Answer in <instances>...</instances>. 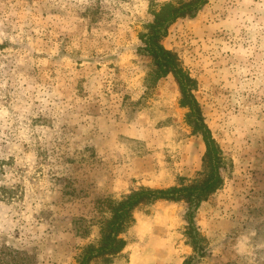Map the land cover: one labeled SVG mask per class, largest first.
Listing matches in <instances>:
<instances>
[{
	"label": "rangeland",
	"instance_id": "1",
	"mask_svg": "<svg viewBox=\"0 0 264 264\" xmlns=\"http://www.w3.org/2000/svg\"><path fill=\"white\" fill-rule=\"evenodd\" d=\"M164 1L0 0V264H78L109 200L200 170L173 75L147 87L137 52ZM163 44L196 79L223 185L195 211L200 253L186 202L157 200L92 264H264V0H208Z\"/></svg>",
	"mask_w": 264,
	"mask_h": 264
},
{
	"label": "trees",
	"instance_id": "2",
	"mask_svg": "<svg viewBox=\"0 0 264 264\" xmlns=\"http://www.w3.org/2000/svg\"><path fill=\"white\" fill-rule=\"evenodd\" d=\"M208 0H167L162 3L151 2V20L139 32L140 44L137 52L147 56L149 66L146 70V86L152 87L161 77L172 74L180 92L179 103L188 107L187 122L192 132L201 135L205 149L201 156V168L191 178L181 177L177 183L161 188L141 186L120 199L109 200V217L99 229L97 244L86 245L78 264H92L95 260L111 262L127 244L121 236L133 222V211L139 206L157 200L185 201L187 205L188 233L194 251L200 253V236L194 223V214L202 201L206 200L223 185L221 168L225 167L222 150L204 122L199 103L193 93L196 79L183 67L178 53L163 44L169 26L179 18L194 17ZM202 253V252H201ZM188 257L181 264H191Z\"/></svg>",
	"mask_w": 264,
	"mask_h": 264
}]
</instances>
